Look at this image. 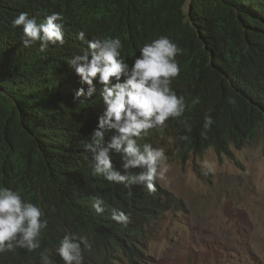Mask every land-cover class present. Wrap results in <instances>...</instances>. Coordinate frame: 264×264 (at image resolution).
I'll list each match as a JSON object with an SVG mask.
<instances>
[{
  "label": "trees",
  "instance_id": "trees-1",
  "mask_svg": "<svg viewBox=\"0 0 264 264\" xmlns=\"http://www.w3.org/2000/svg\"><path fill=\"white\" fill-rule=\"evenodd\" d=\"M20 12L39 21L61 13L65 43L43 52L38 43L24 47L22 29L11 23ZM161 35L182 49L171 87L186 108L137 142L169 145L184 161L209 147L221 159L258 133L264 138V0H0V187L37 204L48 221L40 248L0 253V264H64L56 248L66 233L88 238L84 264H113L116 253L132 264L145 259L149 222L181 200L158 181L150 192L93 173L85 145L93 143L104 108L102 85L94 80L92 97L74 99L68 61L92 38L119 37L121 57L131 66L139 49ZM206 114L213 120L208 130ZM112 164L124 172L120 153L112 151ZM97 196L105 201L103 213L93 207ZM121 211L130 216L126 226L112 219Z\"/></svg>",
  "mask_w": 264,
  "mask_h": 264
},
{
  "label": "clouds",
  "instance_id": "clouds-1",
  "mask_svg": "<svg viewBox=\"0 0 264 264\" xmlns=\"http://www.w3.org/2000/svg\"><path fill=\"white\" fill-rule=\"evenodd\" d=\"M11 23L13 27L22 29V43L26 48L38 43L43 52L49 45L65 43L66 32L59 12H52L42 21L27 12H20ZM77 37L84 40L85 32H79ZM121 48L119 37L92 38L86 50L68 61L76 81L74 99L92 97L96 92L94 80L102 85L100 97L104 108L91 134L93 143L85 147L92 154L94 174L115 183L142 184L148 191L154 192L157 181L166 188L160 181L167 178L170 170L167 156L170 147H154L149 143L140 145L137 141L150 129L162 128L170 117H180L185 112V97L177 95L171 87L173 79L180 74L176 57L182 49L169 37L161 35L145 43L139 49L140 56L130 66L121 57ZM86 86L87 89L84 88ZM198 102V99L194 101ZM212 124V117L206 114L203 128L208 130ZM110 131L113 134L106 146L101 147L105 135ZM112 151L121 154L123 173L113 166ZM130 168L141 171L130 174ZM93 207L97 213H103L104 199L95 197ZM112 219L124 226L130 222V216L123 211L113 212ZM47 226L48 221L41 207L24 200L11 188L0 187V253L16 248L35 251L40 248V236ZM142 247L146 259L147 254ZM90 248L87 237L66 233L60 239L56 252L64 264H84L83 249Z\"/></svg>",
  "mask_w": 264,
  "mask_h": 264
},
{
  "label": "rangeland",
  "instance_id": "rangeland-1",
  "mask_svg": "<svg viewBox=\"0 0 264 264\" xmlns=\"http://www.w3.org/2000/svg\"><path fill=\"white\" fill-rule=\"evenodd\" d=\"M167 156L160 182L183 204L148 224L147 257L133 264H264L262 134L221 159L211 147L184 161ZM113 262L132 264L120 253Z\"/></svg>",
  "mask_w": 264,
  "mask_h": 264
}]
</instances>
